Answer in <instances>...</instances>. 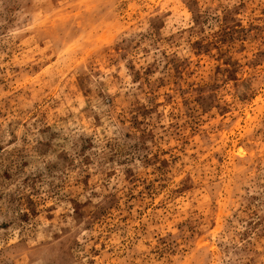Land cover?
Segmentation results:
<instances>
[{
  "label": "rangeland",
  "instance_id": "374dc122",
  "mask_svg": "<svg viewBox=\"0 0 264 264\" xmlns=\"http://www.w3.org/2000/svg\"><path fill=\"white\" fill-rule=\"evenodd\" d=\"M0 264H264V0H0Z\"/></svg>",
  "mask_w": 264,
  "mask_h": 264
}]
</instances>
